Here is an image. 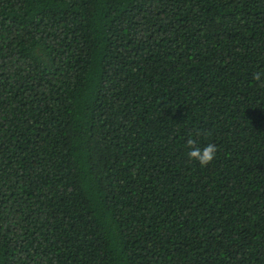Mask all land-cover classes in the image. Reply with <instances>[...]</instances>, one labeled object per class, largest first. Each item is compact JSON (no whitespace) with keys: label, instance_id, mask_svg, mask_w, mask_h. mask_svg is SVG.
Segmentation results:
<instances>
[{"label":"trees","instance_id":"trees-1","mask_svg":"<svg viewBox=\"0 0 264 264\" xmlns=\"http://www.w3.org/2000/svg\"><path fill=\"white\" fill-rule=\"evenodd\" d=\"M258 72L264 0H0V264H264Z\"/></svg>","mask_w":264,"mask_h":264},{"label":"clouds","instance_id":"clouds-1","mask_svg":"<svg viewBox=\"0 0 264 264\" xmlns=\"http://www.w3.org/2000/svg\"><path fill=\"white\" fill-rule=\"evenodd\" d=\"M264 73H256L255 79L259 80ZM186 154L189 159L199 163L201 167L207 166L216 156L217 147L213 143L200 146L195 138L190 137L185 144Z\"/></svg>","mask_w":264,"mask_h":264}]
</instances>
